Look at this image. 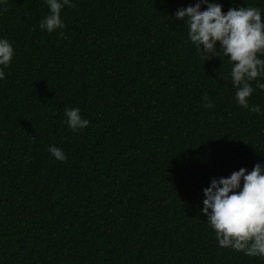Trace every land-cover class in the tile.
Listing matches in <instances>:
<instances>
[{"label": "trees", "instance_id": "obj_1", "mask_svg": "<svg viewBox=\"0 0 264 264\" xmlns=\"http://www.w3.org/2000/svg\"><path fill=\"white\" fill-rule=\"evenodd\" d=\"M209 2L264 18V0ZM72 3L62 36L39 28L44 0L0 5L14 49L0 80V264H264L218 247L200 212L211 178L264 163V115L237 104L227 58L204 62L174 18L195 0ZM249 104L264 109V91ZM66 107L88 127L68 129Z\"/></svg>", "mask_w": 264, "mask_h": 264}, {"label": "clouds", "instance_id": "obj_2", "mask_svg": "<svg viewBox=\"0 0 264 264\" xmlns=\"http://www.w3.org/2000/svg\"><path fill=\"white\" fill-rule=\"evenodd\" d=\"M6 0H0L4 5ZM48 8L39 21V28L62 36L65 25L61 9L74 7L72 0H44ZM204 10H201V6ZM222 5L209 0L177 8L174 18L187 28V39L196 54L205 61L223 54L230 64L229 78L235 90V100L243 109L257 116L264 115L258 104H249V97L259 89L264 91V18L258 7L229 8L222 13ZM0 11H6L2 9ZM218 45V47H217ZM13 44L0 37V80L5 78L3 69L13 58ZM259 78V79H258ZM252 81H256L255 88ZM203 107L212 108L207 96ZM65 123L72 132L88 127L89 120L79 108H65ZM47 151L59 162L66 160L62 149L49 145ZM202 215L215 234L218 247L242 252L247 257L264 258V163H256L251 171L245 168L233 171L228 177L211 178L202 189Z\"/></svg>", "mask_w": 264, "mask_h": 264}]
</instances>
